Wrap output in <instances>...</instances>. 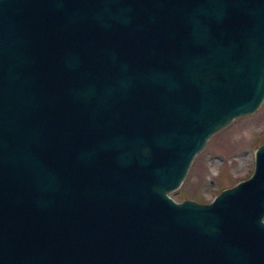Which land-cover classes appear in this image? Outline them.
Returning <instances> with one entry per match:
<instances>
[{"label":"water","instance_id":"water-1","mask_svg":"<svg viewBox=\"0 0 264 264\" xmlns=\"http://www.w3.org/2000/svg\"><path fill=\"white\" fill-rule=\"evenodd\" d=\"M264 96V0H0V264H264V143L166 195Z\"/></svg>","mask_w":264,"mask_h":264},{"label":"rangeland","instance_id":"rangeland-1","mask_svg":"<svg viewBox=\"0 0 264 264\" xmlns=\"http://www.w3.org/2000/svg\"><path fill=\"white\" fill-rule=\"evenodd\" d=\"M251 115L233 118L212 133L194 154L183 180L167 191L170 198H184L203 204L218 190L249 176L253 168V149L264 143V96Z\"/></svg>","mask_w":264,"mask_h":264}]
</instances>
